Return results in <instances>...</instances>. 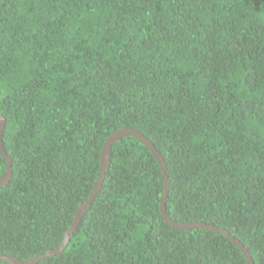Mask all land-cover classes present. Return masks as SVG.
<instances>
[{
  "label": "trees",
  "instance_id": "obj_1",
  "mask_svg": "<svg viewBox=\"0 0 264 264\" xmlns=\"http://www.w3.org/2000/svg\"><path fill=\"white\" fill-rule=\"evenodd\" d=\"M0 255L264 264V0H0ZM0 152V179L6 174ZM0 264H9L0 261Z\"/></svg>",
  "mask_w": 264,
  "mask_h": 264
},
{
  "label": "water",
  "instance_id": "obj_2",
  "mask_svg": "<svg viewBox=\"0 0 264 264\" xmlns=\"http://www.w3.org/2000/svg\"><path fill=\"white\" fill-rule=\"evenodd\" d=\"M3 129H4V119L0 116V152H1L2 157L7 162V165L5 167L6 168V174L0 179V187L5 185L8 182V180L10 179V161L5 156L4 152L2 151V144H1V137H2ZM124 136H133L139 142H141L143 145L147 146L148 149L150 150V152L152 153V155L155 157V159H156V161H157V163L161 169L163 179H164V195H163L162 200L160 201L159 211H160L162 218H163L165 223L169 224L171 227L176 228V229H184V230H188V231L195 230V229H205V230H209V231H212L215 233H219L224 237H229V234L226 231L221 230V229H217L214 226L206 225L203 223H193V224H188V225L180 224V223H176V222L172 221L166 215L165 202H166V198L168 196L169 181L165 175V165H164L163 159L160 156V154L156 151L154 146L147 139L142 137L139 133H137L134 130L123 129V130H120L118 132L113 133L104 143L102 150H101V153H100L99 177H98L97 181L95 182L93 190L90 193L88 199L85 201L84 204L80 205L78 210L76 211L74 219H73V223L71 224L69 229L66 231V233L64 235V239H63L60 247L57 250L49 251L43 256L35 257V258L28 260L26 262H21L16 258H11V257L1 256V255H0V261L6 262L9 264H36L38 261H40L46 257L60 254L66 248L70 237L72 236L75 229L79 226L81 218L88 211V209L90 208V206H91L92 202L94 201L96 195L98 194V192L101 189L103 178H104L105 173L108 170V167L110 164L109 152H110L111 146L114 143H116L120 138H122ZM231 241L240 248V250L242 251L243 255L245 256V258L247 260V264H252L250 255L248 254L247 250L245 248H243L242 245L238 241H235L233 239H231Z\"/></svg>",
  "mask_w": 264,
  "mask_h": 264
}]
</instances>
